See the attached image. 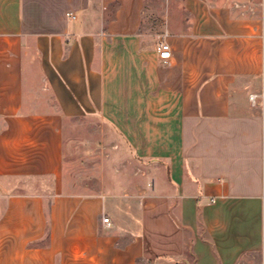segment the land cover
I'll return each mask as SVG.
<instances>
[{
  "label": "crops",
  "instance_id": "obj_1",
  "mask_svg": "<svg viewBox=\"0 0 264 264\" xmlns=\"http://www.w3.org/2000/svg\"><path fill=\"white\" fill-rule=\"evenodd\" d=\"M169 3L152 39L148 0H0V264H264V0ZM87 117L140 194L70 192Z\"/></svg>",
  "mask_w": 264,
  "mask_h": 264
},
{
  "label": "rangeland",
  "instance_id": "obj_2",
  "mask_svg": "<svg viewBox=\"0 0 264 264\" xmlns=\"http://www.w3.org/2000/svg\"><path fill=\"white\" fill-rule=\"evenodd\" d=\"M151 3L147 17V33L156 39L163 34L161 26L169 0H148ZM67 144V177L71 193L99 194L104 188L111 189L117 182L119 190L127 186L140 194L143 186V163L129 150L113 127L98 117L72 120L65 124ZM119 138V142H118ZM118 189V188H116ZM115 190V189H114Z\"/></svg>",
  "mask_w": 264,
  "mask_h": 264
},
{
  "label": "built area",
  "instance_id": "obj_3",
  "mask_svg": "<svg viewBox=\"0 0 264 264\" xmlns=\"http://www.w3.org/2000/svg\"><path fill=\"white\" fill-rule=\"evenodd\" d=\"M156 52L159 60L163 63H169L173 57L171 46L165 39L159 42ZM250 102L253 107H258L259 103L264 104V87L261 92L250 96ZM103 222L107 225L111 224L110 219L107 217L103 219Z\"/></svg>",
  "mask_w": 264,
  "mask_h": 264
}]
</instances>
